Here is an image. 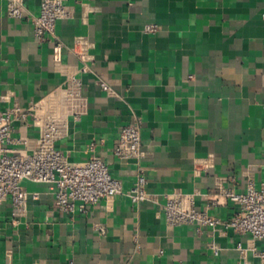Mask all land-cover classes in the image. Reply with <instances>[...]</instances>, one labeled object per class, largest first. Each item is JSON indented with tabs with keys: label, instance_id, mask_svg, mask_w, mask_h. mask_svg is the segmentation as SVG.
<instances>
[{
	"label": "crops",
	"instance_id": "1",
	"mask_svg": "<svg viewBox=\"0 0 264 264\" xmlns=\"http://www.w3.org/2000/svg\"><path fill=\"white\" fill-rule=\"evenodd\" d=\"M19 3L12 18L0 0V109L29 112L12 120L7 153L34 149L52 115L54 146L69 162L103 160L121 191L67 213L52 184L22 180L24 209L0 205V264H264V240L169 227L162 210L174 196L228 220L239 206L224 190L264 182V0H65L42 38L40 0ZM74 87L79 98L63 105ZM134 121L142 156L119 159V129ZM139 175L147 197L134 203Z\"/></svg>",
	"mask_w": 264,
	"mask_h": 264
},
{
	"label": "built area",
	"instance_id": "2",
	"mask_svg": "<svg viewBox=\"0 0 264 264\" xmlns=\"http://www.w3.org/2000/svg\"><path fill=\"white\" fill-rule=\"evenodd\" d=\"M5 1L7 14L12 18L21 17L22 7L19 0ZM64 3L65 0H40L38 15L33 19V30L38 38L54 33L56 21L66 16ZM146 30L153 32L155 26L148 25ZM58 48L59 46L55 47L56 54ZM73 82L77 84L75 79ZM100 85L105 91L111 90L105 82ZM78 98L79 91L75 87L68 89L61 96L62 104L66 106L73 105ZM28 113L17 108L0 109V205L9 198L15 214L24 209L26 192L21 186L22 180L52 184L55 188L56 207L67 213L85 211L100 198L110 197L121 191L120 180L110 174L103 160L93 157L83 162H69L54 146L59 127L58 120L52 115L46 118L34 149L21 156L8 154L5 145L11 141L12 120L15 117L24 118ZM113 154L123 160L142 156L138 121L121 126ZM145 187L146 178L137 176L133 186L127 191L132 202L146 199ZM222 195L239 206L238 212L228 220H221L204 211L183 206L177 197H166L162 210L167 225L172 227L196 224L219 227L238 234H247L254 240H264V182L259 188L248 183L244 192L237 193L227 189ZM237 248L241 253L244 252L239 243ZM255 251L264 261V247Z\"/></svg>",
	"mask_w": 264,
	"mask_h": 264
}]
</instances>
